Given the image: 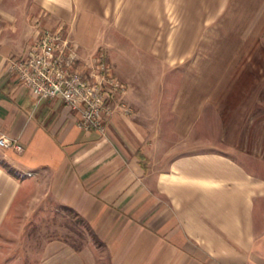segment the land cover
Segmentation results:
<instances>
[{"label": "crops", "instance_id": "crops-1", "mask_svg": "<svg viewBox=\"0 0 264 264\" xmlns=\"http://www.w3.org/2000/svg\"><path fill=\"white\" fill-rule=\"evenodd\" d=\"M161 12L182 16L175 44L197 63L185 95L162 101L164 89L157 102L156 73H124L132 112L113 114L107 138L10 69L54 27L73 31L77 68L91 73L102 30L156 44ZM201 41L213 52L197 54ZM1 134L24 152L0 148V257L20 212L58 205L98 243L48 242L34 264H264V0H0Z\"/></svg>", "mask_w": 264, "mask_h": 264}, {"label": "rangeland", "instance_id": "rangeland-1", "mask_svg": "<svg viewBox=\"0 0 264 264\" xmlns=\"http://www.w3.org/2000/svg\"><path fill=\"white\" fill-rule=\"evenodd\" d=\"M180 21H184L180 14L157 13V43H146L139 46L127 43L123 39L124 34L121 29L102 30L100 35L102 42L94 58L97 60L103 56L120 80L124 73L130 71L136 74L141 73L143 80L147 74L156 73L157 81L149 83V86L157 85V102L163 99L160 91L164 93V89L163 96H167V99L162 101L169 102L176 98L182 100L188 80L187 72L194 70L197 63L192 60L187 61V48L175 44L177 36L181 37L182 30L178 27L181 24ZM45 29L56 31L60 28L47 27ZM129 31L138 38L153 37L151 30L131 29ZM62 33L64 37L73 42L71 29H62ZM217 33V29L210 28L203 36L214 38ZM197 47L196 51L199 55L208 51L213 52V47L208 49L207 42L201 41ZM135 49L146 53L144 60L140 59V51ZM76 51L79 54L78 50ZM136 58H139V62ZM95 63L97 66V62ZM79 65L81 63L78 59L76 66ZM150 74L148 76L153 79V75ZM17 217V220L11 221L10 231L1 237L3 252L0 257L1 264H8L16 258L28 264H34L39 261L43 246L52 241H65L76 248H82L95 241L93 229L88 222L73 216L70 211L58 205L42 206L33 215H26L24 210Z\"/></svg>", "mask_w": 264, "mask_h": 264}, {"label": "built area", "instance_id": "built-area-1", "mask_svg": "<svg viewBox=\"0 0 264 264\" xmlns=\"http://www.w3.org/2000/svg\"><path fill=\"white\" fill-rule=\"evenodd\" d=\"M78 59L73 42L64 37L62 29H45L26 57L10 60V69L38 101L62 100L79 116L82 130L107 138V123L113 114L132 112L126 102L127 88L103 56L97 58L91 73L77 68ZM0 148L24 152L17 140L2 134Z\"/></svg>", "mask_w": 264, "mask_h": 264}, {"label": "trees", "instance_id": "trees-1", "mask_svg": "<svg viewBox=\"0 0 264 264\" xmlns=\"http://www.w3.org/2000/svg\"><path fill=\"white\" fill-rule=\"evenodd\" d=\"M73 216H77L76 214H72ZM93 238L95 239L96 242H98L97 237L94 235Z\"/></svg>", "mask_w": 264, "mask_h": 264}]
</instances>
